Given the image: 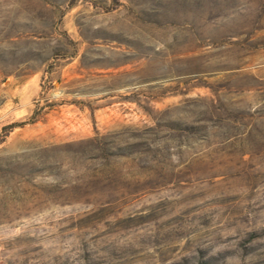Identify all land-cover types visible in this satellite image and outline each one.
I'll use <instances>...</instances> for the list:
<instances>
[{
  "label": "rangeland",
  "instance_id": "rangeland-1",
  "mask_svg": "<svg viewBox=\"0 0 264 264\" xmlns=\"http://www.w3.org/2000/svg\"><path fill=\"white\" fill-rule=\"evenodd\" d=\"M0 264H264V0H0Z\"/></svg>",
  "mask_w": 264,
  "mask_h": 264
}]
</instances>
